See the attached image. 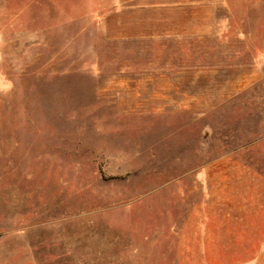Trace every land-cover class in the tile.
<instances>
[{"label": "rangeland", "instance_id": "obj_1", "mask_svg": "<svg viewBox=\"0 0 264 264\" xmlns=\"http://www.w3.org/2000/svg\"><path fill=\"white\" fill-rule=\"evenodd\" d=\"M0 264H264V0H0Z\"/></svg>", "mask_w": 264, "mask_h": 264}, {"label": "crops", "instance_id": "obj_2", "mask_svg": "<svg viewBox=\"0 0 264 264\" xmlns=\"http://www.w3.org/2000/svg\"><path fill=\"white\" fill-rule=\"evenodd\" d=\"M120 3H128V2H140L145 4L147 7H154L159 5H165L171 3V0H116ZM175 1H187V0H175Z\"/></svg>", "mask_w": 264, "mask_h": 264}]
</instances>
